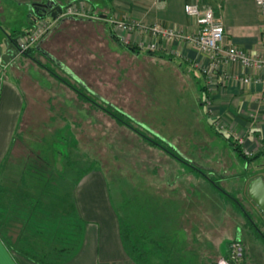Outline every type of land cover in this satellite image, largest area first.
Segmentation results:
<instances>
[{
  "label": "rangeland",
  "instance_id": "1",
  "mask_svg": "<svg viewBox=\"0 0 264 264\" xmlns=\"http://www.w3.org/2000/svg\"><path fill=\"white\" fill-rule=\"evenodd\" d=\"M89 1L105 5L102 0ZM61 3L63 7L68 4L66 0ZM100 8L92 10L95 16ZM20 18L15 15L8 20L18 26ZM6 26L0 18V36L8 30ZM108 27L113 30L108 22L105 28L102 22L70 23L51 31L44 41L52 46V54L93 91L173 145V152L180 158L167 152L163 148H169L167 144L139 125L132 123L134 130L119 124L89 101L82 106L76 104L72 90L46 68L37 67L32 60L17 59L13 67L20 64L25 71L23 86L31 103L24 143L30 145L36 136L53 131L44 129L41 123L51 114L52 103L53 113L64 112L67 120L54 122L52 140L56 149L73 161L65 168L71 181L70 194L84 173L101 171L118 217L132 228V239L144 243L150 264H211L220 257V250L228 251L230 239H238L243 245L242 264H264V242L256 233V229L264 233V217L246 195L247 182L255 176L264 177V165H260L264 164L262 142L249 140V126L238 127L214 111L200 71L167 56L149 54L144 48L134 52L122 47L114 42ZM119 35L114 33L118 39ZM33 55L54 74L69 80L42 55ZM227 136L246 158L234 152ZM71 144L77 145L73 149ZM15 146L13 156L20 159L26 148L24 144ZM48 152L52 161L59 158ZM255 154L260 156L249 161ZM22 165L20 161L0 172V184L8 185ZM20 190L5 194L3 214L13 235L21 229L24 236L32 235L29 225L23 228L27 214L19 215L9 205L13 198L18 203L16 200L27 193V189ZM54 203L59 202L52 201V207ZM145 234L148 239H141Z\"/></svg>",
  "mask_w": 264,
  "mask_h": 264
},
{
  "label": "crops",
  "instance_id": "2",
  "mask_svg": "<svg viewBox=\"0 0 264 264\" xmlns=\"http://www.w3.org/2000/svg\"><path fill=\"white\" fill-rule=\"evenodd\" d=\"M47 0H0V18L7 24L8 29L0 36V54L4 51V40L15 39L20 33L32 28L38 15L34 11L36 4ZM62 2V0H58ZM91 4L89 0H66L69 4L75 2L90 10L100 6L98 19L106 23L107 15L114 18L126 17L152 26L155 24L169 27L181 32L191 33L195 30L193 19L185 15L184 4L196 1L199 5H210L220 18L224 27V43L238 48L249 55L260 53V36L264 19L254 0H102ZM108 13V14H107ZM18 15V26H13L8 19ZM65 20L63 23H54L55 29L72 23L99 24L97 19L86 18ZM9 27H11L9 29ZM105 28V25H104ZM66 29V28H65ZM52 30V31H53ZM116 34L118 32L114 31ZM149 40L159 41V49L155 52L160 56L178 60L200 71L208 87L209 98L213 109L219 115L231 120L238 127L249 126L248 138L259 139L264 148V109L257 101L260 91L264 90V72L246 67L239 62H223L216 70L206 76L202 69L207 67L210 55L189 46L182 41L162 39L147 34ZM120 36V35H119ZM140 36L135 35L133 42ZM122 42V41H121ZM132 45L135 46V44ZM125 43V41H124ZM51 44V43H50ZM42 47H49L48 41H43ZM52 46L48 48V51ZM140 51L142 49H139ZM139 51V52H140ZM32 62L22 57L20 53L8 65L0 64V167L8 154L12 139L21 129L23 121L31 115L30 98L27 95L23 82L25 71L20 64L14 66L15 60ZM20 68V69H19ZM250 77L258 82L243 83L236 77ZM24 77V79H23ZM256 113L255 118L248 114ZM254 136V137H253ZM78 215L85 222L81 243L77 251L66 262L61 264H135L123 249L119 229V217L110 197L109 188L103 173L99 170H89L77 182L72 195ZM232 239L228 240L230 243ZM221 246V245H220ZM221 249V247H220ZM220 257L226 255L220 250ZM0 264H39L21 255L15 254L0 237Z\"/></svg>",
  "mask_w": 264,
  "mask_h": 264
},
{
  "label": "trees",
  "instance_id": "3",
  "mask_svg": "<svg viewBox=\"0 0 264 264\" xmlns=\"http://www.w3.org/2000/svg\"><path fill=\"white\" fill-rule=\"evenodd\" d=\"M38 18L41 19L43 17ZM78 19L88 20L86 18L79 17H75L71 20L75 21ZM98 21L101 22V20ZM102 23L104 25L106 24L104 22ZM56 26L57 25L53 26V28L48 31L35 45L30 47L24 53H20L21 56L29 58L39 68H46L54 78L72 90L75 96L72 100L75 101L76 104L82 106L84 102L89 101L91 106L102 109L117 123L127 125L131 129L136 130V128L132 127V123H135L147 132L151 133L158 140L165 143L160 136H157L158 134L154 135L152 130L146 128L142 122L140 123V121H137L131 114L125 112L112 102L100 97L80 76H78L76 72H73L71 68L66 66L60 58H57L51 51L42 47V39L44 41V38L53 29L58 27ZM109 32L116 44L126 47L134 52L140 51L136 46H129L120 43L119 39L114 37L115 32L110 28ZM9 39L13 43L15 42V39H12L11 36H9ZM42 52H45L46 55ZM146 52L149 54L156 53L152 50H146ZM34 53L42 55L49 61V63L55 65L61 71H64L69 80H71L74 84H72L69 80L63 79L54 74L49 67L44 66L36 59V57H34ZM94 98L99 100L101 103H98L94 100ZM50 100L51 99L49 98L48 102H50ZM53 110L54 108L52 103L51 108H49V112L51 114L47 115V117L43 119V122H41L43 126H45L44 129L53 131L49 132L48 135L44 134L41 137L36 136L35 139L31 141L30 145L25 144L23 139V134L25 129H27L29 120L27 119L23 121L21 129L15 133L8 154L0 167V172L5 173L9 165L20 161L23 162V165L20 169H18L19 171H17L15 178L11 179L12 182L10 181L8 185L5 186L0 184V237L12 252L39 264H61L66 262L71 256H73L80 246L81 236L85 226V222L78 215L75 203L72 200L73 197L68 188V184L71 183V181L67 179V175L65 173V168L72 166L73 161L70 160L68 155H65L66 153L62 154L58 149H56L55 139L52 140V137H54L55 134V127H53L54 122L65 119L67 120V117L64 112L55 110L53 113ZM80 118H82L81 115ZM142 136L152 140L144 134H142ZM227 141L233 148L234 152H236L239 156L246 158L235 141L228 136ZM153 142L158 145L160 144L156 141ZM18 144H24V147L26 148V153L24 156L20 157V159L19 156H13V149L16 147L15 145ZM165 144H167L170 149L167 147L166 149L161 144L160 146H162L167 152L171 153L172 156L179 159L180 156L173 152L175 147L173 145L170 146L168 143ZM76 145L71 144V147L74 149ZM48 151H53L55 153V157L58 156L59 158H54L52 161ZM260 154H255L253 157L248 158V160L251 161L256 159L260 156ZM57 166H60V168L58 169ZM9 185L10 187H8ZM19 189H21L20 191H23L22 189H27V193L25 194L24 192L23 196L16 200L18 203L13 201L14 198L12 200L10 199L11 201H9V205L11 206V209L15 208L16 213L19 215L27 214L28 217L26 216L24 220L23 228L27 229V226L29 225L33 230L31 233L32 235L24 236L23 231H21L22 229L17 230L16 235H13L10 232L9 224L7 225L6 218L3 214V211L5 210L3 203H6L7 201L4 197L5 194L9 196L8 193L19 191ZM52 201L59 203H54L52 207ZM246 217L250 219L248 214H246ZM119 229L123 249L129 258H131L135 264H150L149 254L144 243H142V241H134L132 239L133 230L130 225L124 221L123 217H119ZM256 233L264 242V233L260 232L259 229H256ZM36 237L37 240L31 239H36ZM147 237L148 235L146 234L140 236L141 239H148ZM151 242L157 244V240L152 239ZM243 256L244 250L242 245V259ZM215 262L211 264H215Z\"/></svg>",
  "mask_w": 264,
  "mask_h": 264
},
{
  "label": "built area",
  "instance_id": "4",
  "mask_svg": "<svg viewBox=\"0 0 264 264\" xmlns=\"http://www.w3.org/2000/svg\"><path fill=\"white\" fill-rule=\"evenodd\" d=\"M259 10V13L264 19V0H254ZM184 13L195 22V30L191 33L181 32L169 27H164L158 24L149 26L141 21L131 18H104L106 22L110 23L112 29L120 32L119 39L125 43L133 42L135 35L140 38L133 42L138 49L158 50L159 41H153L146 38L147 34L151 37H160L162 39H174L184 42L189 46H193L200 51L209 53L210 62L202 71L206 76H209L212 71L223 62H239L240 64L262 70L264 72V24L260 36V53L249 55L242 50L224 43V27L220 18L215 14V10L210 5L201 6L196 1L187 2L183 7ZM74 16L79 18L102 19L98 15L95 16L90 13V10L75 2L67 4L59 18ZM55 19L50 17H43L38 19L28 31L20 33L15 38V46L18 53H24L30 47L35 45L48 31H50ZM243 83L258 82V79L250 77H236ZM257 101L262 109H264V90L260 91L257 96ZM256 113L252 117L255 118ZM215 264H242V244L240 240L233 239L229 243L226 255L219 257Z\"/></svg>",
  "mask_w": 264,
  "mask_h": 264
},
{
  "label": "water",
  "instance_id": "5",
  "mask_svg": "<svg viewBox=\"0 0 264 264\" xmlns=\"http://www.w3.org/2000/svg\"><path fill=\"white\" fill-rule=\"evenodd\" d=\"M63 4L58 0H47L44 3H38L34 6V11L39 17H50L58 20V16L63 10ZM75 18L74 16H67L59 18L58 23ZM4 51L0 54V64L8 65L15 56L18 55V50L15 44L9 39L4 40ZM46 55L45 52H42ZM246 195L255 204L258 210L264 217V177L255 176L251 178L246 184Z\"/></svg>",
  "mask_w": 264,
  "mask_h": 264
}]
</instances>
